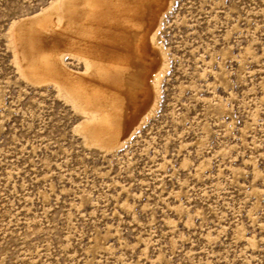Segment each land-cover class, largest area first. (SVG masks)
<instances>
[{
	"label": "rangeland",
	"instance_id": "1",
	"mask_svg": "<svg viewBox=\"0 0 264 264\" xmlns=\"http://www.w3.org/2000/svg\"><path fill=\"white\" fill-rule=\"evenodd\" d=\"M53 1L0 0V264H264V0H173L156 105L110 151L21 72L10 27Z\"/></svg>",
	"mask_w": 264,
	"mask_h": 264
},
{
	"label": "bare ground",
	"instance_id": "2",
	"mask_svg": "<svg viewBox=\"0 0 264 264\" xmlns=\"http://www.w3.org/2000/svg\"><path fill=\"white\" fill-rule=\"evenodd\" d=\"M173 0H55L10 27L24 77L54 84L86 117L88 143L120 148L156 105L158 44ZM85 64L74 73L65 56ZM123 148V147H122Z\"/></svg>",
	"mask_w": 264,
	"mask_h": 264
}]
</instances>
